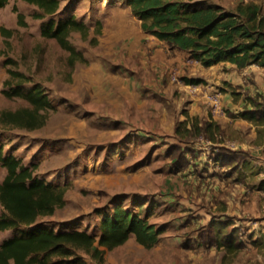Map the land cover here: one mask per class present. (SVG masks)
Wrapping results in <instances>:
<instances>
[{
	"label": "rangeland",
	"instance_id": "obj_1",
	"mask_svg": "<svg viewBox=\"0 0 264 264\" xmlns=\"http://www.w3.org/2000/svg\"><path fill=\"white\" fill-rule=\"evenodd\" d=\"M59 1L58 12L43 19L35 18L39 10L23 0H9L0 10V27L12 32L10 37L0 32V112L27 106L21 98L4 94L14 87L23 91L39 87L52 106L38 129L0 126L2 154L38 165L40 179L66 188L65 205L52 216L39 218L30 229H77L98 239L102 216L120 204L140 214L161 235L151 248L131 235L123 245L106 251L102 264H264V238L229 239L226 234L235 229L231 224L221 235L216 224L213 227L215 221L224 222L214 215L217 150L209 139L191 131L192 119H204L190 114L189 107L193 102L202 106L204 94L225 100L221 111L231 112L232 100L245 106L248 91L242 96L243 85L227 83L241 71L229 63L203 67L186 53L168 48L141 29L140 20L123 1ZM208 1L225 9L248 1L264 7V0ZM17 13L23 15L24 25L18 23ZM70 17L89 27L87 36L74 32L68 38L87 62L72 67L69 53L54 39L41 36L47 22ZM97 22L102 24L99 34ZM9 70L27 81L11 79L13 87H7ZM225 77L230 80L224 82ZM245 77L254 82L253 74ZM186 120L189 133L179 125ZM247 129L242 135L226 130L220 137L241 142L236 151L238 161L243 157L240 165L248 159L246 151L253 150L247 144L253 133ZM259 156L264 158L262 149L247 161L243 170L248 175L264 172V166L256 165ZM206 165L212 175L203 177L200 172ZM5 174L0 163V183ZM243 226L236 228L238 236L240 231L255 234ZM25 230L29 229L1 233L0 243Z\"/></svg>",
	"mask_w": 264,
	"mask_h": 264
},
{
	"label": "trees",
	"instance_id": "obj_2",
	"mask_svg": "<svg viewBox=\"0 0 264 264\" xmlns=\"http://www.w3.org/2000/svg\"><path fill=\"white\" fill-rule=\"evenodd\" d=\"M23 1L39 10L35 14L38 19L52 16L60 8L59 0ZM119 1H123L132 15L140 20L145 33L172 50L186 53L190 61L207 68L229 63L238 70L252 65L264 69V8L254 1L240 2L232 9H225L208 0ZM8 2L0 0V10ZM17 19L18 23L24 25L21 13H17ZM101 27L102 24L97 22V34ZM88 31L86 24L70 17L58 22H47L42 26L41 36L54 39L66 50L72 67L76 63L87 62H84V57L69 43L68 38L74 32L87 36ZM0 32L5 37L12 34L2 26ZM77 59L80 62H76ZM8 75L9 78L5 80L7 87H13L11 79L25 78L12 70L8 71ZM186 83L197 84L198 81L186 80ZM4 94L21 98L27 102V106L0 112V126L34 130L46 123L44 112L52 106L39 87L24 91L14 87L5 90ZM249 99L247 102L252 109L245 108L240 116L251 122L264 121V97L249 95ZM191 121V131L211 142L222 134L219 124L212 119L200 121L195 118ZM179 125H183L187 133L190 132L189 120ZM179 129L177 127L175 130L177 135ZM238 157L237 152L229 154L221 149L214 159L230 165L235 162L239 164L243 157L241 161H238ZM0 163L6 170L0 183V206L3 210L0 215V234L20 227L29 229L0 243V264H102L105 252L123 245L131 235L145 248H151L159 241V230L140 214L132 213L120 204L113 208L111 214L102 216L98 239L77 229L55 231L44 226L30 229L39 218L52 216L65 205L66 188L43 181L37 175L38 165H27L11 154L4 155L1 148ZM215 224L219 235L224 234V226L229 225L228 220L215 221L213 227ZM236 230L232 229L226 237L233 239Z\"/></svg>",
	"mask_w": 264,
	"mask_h": 264
},
{
	"label": "crops",
	"instance_id": "obj_3",
	"mask_svg": "<svg viewBox=\"0 0 264 264\" xmlns=\"http://www.w3.org/2000/svg\"><path fill=\"white\" fill-rule=\"evenodd\" d=\"M232 67L236 68L234 65H232ZM240 71L241 76L234 80V82L230 81L227 83L232 86L237 84L243 85L242 96L244 92L248 91L247 93L249 95L261 94L264 97V69L252 65L241 69ZM249 74H253L254 76L253 83H250L245 77L247 75L249 76ZM227 80H230V77H225L223 79L224 82ZM214 98H216V106L210 104L213 102ZM241 98L243 99V97ZM200 100H202L200 102L202 103V106L199 107L197 103L193 102V106L189 107V110L191 111L190 114L198 115L205 121L210 119L216 121L219 124L223 135L229 130L235 131L234 133H241L242 135V132L248 130L247 127L250 128L249 131H251L250 134L253 133L251 136L253 139L251 143L248 141L247 144L249 147H252L253 150L246 151L248 162L253 161L254 159L252 156L258 155L261 149L264 151V121L251 122L240 116L245 108L248 110L252 109L247 100H245V102L243 101L245 106L242 104L241 106H237V102L232 100L231 104L228 105L231 112H228L227 110L221 111V107L225 104V100H223L222 103L218 95L213 96V93H207L204 94V96H200ZM194 101L196 100L194 99ZM222 134L213 142L208 141L204 137L205 140L213 143L217 153L220 151V148L225 147L228 148L226 151L230 154L236 152L239 145L240 147L242 146L241 142L237 143L233 139L230 140L224 137L223 140H220ZM247 161L243 165L237 164L236 162L226 165L221 164L220 161L214 159V167H217L219 170L218 174L217 169L215 170V175L217 176L215 182L217 185H214V192L216 195L214 197L217 200V203L214 205V215L218 216L219 220H228V223L234 228H242L244 227L243 225H245V229L248 233H251V231L254 230V235H247L243 233V231H240V235L238 236V234H234V237H239L241 241L246 237L256 241L258 238H264V172L255 173V175L252 176L248 175L247 170H243L248 165ZM256 165L264 166V158L262 156L257 157ZM210 171H212L211 167L206 165L204 169L201 170L200 174L203 177L210 176L212 175ZM250 174H252V172H250ZM242 178L247 179L246 184L240 182ZM255 178H257L256 181L254 180ZM254 187L256 188L255 191H253ZM258 196H263L262 200L259 199ZM199 198L207 200L204 196H200ZM232 221L234 223H232Z\"/></svg>",
	"mask_w": 264,
	"mask_h": 264
},
{
	"label": "built area",
	"instance_id": "obj_4",
	"mask_svg": "<svg viewBox=\"0 0 264 264\" xmlns=\"http://www.w3.org/2000/svg\"><path fill=\"white\" fill-rule=\"evenodd\" d=\"M172 79L173 80H177V77H175V76H172ZM216 98H214V100H213V102H211L210 104L212 105V106H216Z\"/></svg>",
	"mask_w": 264,
	"mask_h": 264
}]
</instances>
